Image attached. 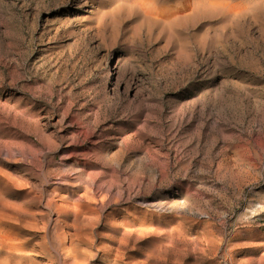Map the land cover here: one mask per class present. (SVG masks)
<instances>
[{"label": "rangeland", "instance_id": "1", "mask_svg": "<svg viewBox=\"0 0 264 264\" xmlns=\"http://www.w3.org/2000/svg\"><path fill=\"white\" fill-rule=\"evenodd\" d=\"M0 264H264V0H0Z\"/></svg>", "mask_w": 264, "mask_h": 264}]
</instances>
